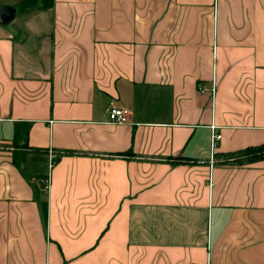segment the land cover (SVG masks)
<instances>
[{"label":"crops","instance_id":"obj_1","mask_svg":"<svg viewBox=\"0 0 264 264\" xmlns=\"http://www.w3.org/2000/svg\"><path fill=\"white\" fill-rule=\"evenodd\" d=\"M4 5L0 264H264V0Z\"/></svg>","mask_w":264,"mask_h":264},{"label":"built area","instance_id":"obj_2","mask_svg":"<svg viewBox=\"0 0 264 264\" xmlns=\"http://www.w3.org/2000/svg\"><path fill=\"white\" fill-rule=\"evenodd\" d=\"M200 91L209 90L211 94L214 93L215 87L211 85L210 88L206 87L204 84L200 83L198 86ZM108 117L109 121L113 123H122L129 120V110L126 107L110 105L108 108ZM211 150L214 148L215 140L220 137V133L215 129V125H211ZM213 151H211V160H213ZM43 189L48 188V178L44 177L43 179Z\"/></svg>","mask_w":264,"mask_h":264},{"label":"trees","instance_id":"obj_3","mask_svg":"<svg viewBox=\"0 0 264 264\" xmlns=\"http://www.w3.org/2000/svg\"><path fill=\"white\" fill-rule=\"evenodd\" d=\"M225 157L215 162L244 163L264 157V143L251 144L245 147L224 153Z\"/></svg>","mask_w":264,"mask_h":264},{"label":"water","instance_id":"obj_4","mask_svg":"<svg viewBox=\"0 0 264 264\" xmlns=\"http://www.w3.org/2000/svg\"><path fill=\"white\" fill-rule=\"evenodd\" d=\"M13 14L12 8L9 5H4L0 8V21H8Z\"/></svg>","mask_w":264,"mask_h":264},{"label":"rangeland","instance_id":"obj_5","mask_svg":"<svg viewBox=\"0 0 264 264\" xmlns=\"http://www.w3.org/2000/svg\"><path fill=\"white\" fill-rule=\"evenodd\" d=\"M12 4H14L15 6H16V8H17V11H18V8H20V6H21V4L20 3H18V2H15V3H12ZM21 9H19V11H20ZM17 20V18H14V20L12 21V22H10V26H11V28H13V27H16L17 25H16V21ZM20 25V24H19ZM18 27V26H17Z\"/></svg>","mask_w":264,"mask_h":264}]
</instances>
